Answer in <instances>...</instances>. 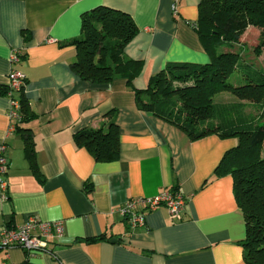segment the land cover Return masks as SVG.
Segmentation results:
<instances>
[{
	"label": "crops",
	"instance_id": "obj_1",
	"mask_svg": "<svg viewBox=\"0 0 264 264\" xmlns=\"http://www.w3.org/2000/svg\"><path fill=\"white\" fill-rule=\"evenodd\" d=\"M200 2L181 0L175 17L173 0H0V146L6 145L9 163L8 189L0 190V226L21 227L31 218L64 225L63 236L49 243L53 254L0 250V264H246V221L234 179L214 176L238 140H191L137 105L135 90H145L166 68L210 62L193 27ZM101 6L129 14L139 30L125 49L127 58L143 65L133 88L125 79L86 82L72 69L77 50L69 43L82 34L83 14ZM248 33L257 43L262 37L254 27ZM16 51L23 58L13 65ZM253 55L264 69V50ZM13 70L26 76L24 95L37 117L12 133L11 100L4 90ZM223 97L234 98L222 92L214 103L222 105ZM111 112L119 126V157L99 162L75 136L98 128ZM27 129L39 174L25 153ZM167 189L187 198L182 222L161 208L132 229L117 212L128 200ZM93 238L100 240L84 241Z\"/></svg>",
	"mask_w": 264,
	"mask_h": 264
},
{
	"label": "trees",
	"instance_id": "obj_2",
	"mask_svg": "<svg viewBox=\"0 0 264 264\" xmlns=\"http://www.w3.org/2000/svg\"><path fill=\"white\" fill-rule=\"evenodd\" d=\"M193 27L210 62L174 64L166 68L150 79L145 90H135L137 105L140 110L182 130L191 140L209 135L238 140L237 146L224 155L214 176L230 174L233 177L235 197L246 221V238L241 243L245 262L264 264V69L245 61L236 49L249 27L264 29V0H201L199 18ZM138 31L132 16L116 9L101 6L84 13L82 34L69 43L77 50L73 71L80 79L93 84L125 79L133 88L143 65L127 58L125 49ZM263 48L264 36L254 48V54L260 56ZM231 78L234 82H229ZM24 90L25 87L13 94L9 86L4 90L6 96L20 103V123L37 117ZM222 92L231 93L238 102L215 104L214 98ZM244 101L257 115L244 112ZM105 119L98 128L86 129L75 136L77 145L86 148L99 162L118 159L120 151L114 112ZM16 131L23 130L17 126ZM24 132L26 156L39 174L30 130ZM87 192L91 193L90 186Z\"/></svg>",
	"mask_w": 264,
	"mask_h": 264
},
{
	"label": "built area",
	"instance_id": "obj_3",
	"mask_svg": "<svg viewBox=\"0 0 264 264\" xmlns=\"http://www.w3.org/2000/svg\"><path fill=\"white\" fill-rule=\"evenodd\" d=\"M181 0H173V15L179 14ZM23 57L21 51H16L11 56V63L18 64ZM11 93L21 91L27 83L26 76L20 71L13 70L8 76ZM11 111L10 118L15 122L11 126L10 132H16L17 124L21 122L19 113L20 103L10 98ZM6 145L0 146V190L6 192L8 182L5 175L9 169V163L5 156ZM161 208H166L170 219L173 222H182L183 215L187 208V198L177 191L164 190L154 197H141L128 200L118 209L119 215L127 220L130 228L136 229L146 224V216ZM64 234L63 222H45L36 218H31L21 227H1L0 226V250L9 251L19 248L27 254L35 252H46L53 254L49 250V243L54 238H61Z\"/></svg>",
	"mask_w": 264,
	"mask_h": 264
},
{
	"label": "rangeland",
	"instance_id": "obj_4",
	"mask_svg": "<svg viewBox=\"0 0 264 264\" xmlns=\"http://www.w3.org/2000/svg\"><path fill=\"white\" fill-rule=\"evenodd\" d=\"M250 28V27H249ZM249 28L244 32V34L242 35V36H247L246 37V39H245V41H243L244 43H240L238 46H237V50L238 51H240L241 52V55H242V58L245 60V61H252L253 62V60H255L254 59V55H253V50H254V48H256V47H258L259 45H260V42H261V39H259V42L257 43V42H255V41H253V40H251L250 39V36L251 37H253V34L251 35V33H248V30H249ZM254 28H256V30H260L261 31V34H262V36H264V29H261V28H257V27H254ZM263 50H264V48H263ZM263 50H262V54H263ZM261 54V55H262ZM260 55V56H261ZM259 57V56H258ZM229 82H234V79L233 78H231L230 80H229ZM233 96V95H232ZM235 98V97H234ZM234 98H232V97H223L222 98V100L220 101L221 102V104L222 105H231L232 103H230V102H232V101H234ZM223 103H226V104H223ZM241 103V102H240ZM247 102H243L242 103V105L243 104H246ZM238 111V110H237ZM244 112L246 113V114H249L250 112H253V110L252 111H250V110H246L245 111V109H244ZM233 113V112H232ZM257 111H255V112H253V114L254 115H257ZM262 157L264 158V150H263V152H262Z\"/></svg>",
	"mask_w": 264,
	"mask_h": 264
}]
</instances>
